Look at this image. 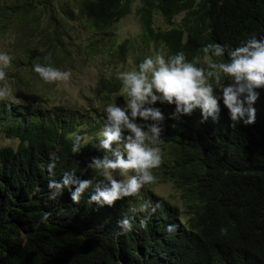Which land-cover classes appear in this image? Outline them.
I'll return each mask as SVG.
<instances>
[{"label": "trees", "instance_id": "16d2710c", "mask_svg": "<svg viewBox=\"0 0 264 264\" xmlns=\"http://www.w3.org/2000/svg\"><path fill=\"white\" fill-rule=\"evenodd\" d=\"M132 12L140 32L111 49L128 70L145 58L141 52L127 60L129 52L141 51L142 43L163 51L166 58L183 52L189 61L196 58L198 66L207 68L209 62H226L228 57L205 54V45L237 47L251 35H264V0H0V37H13L20 46L5 69L6 82H13L16 94L12 100L0 99V132L19 139L26 157L18 166L22 171L29 167L24 178L31 187L39 182L37 191L26 192L19 206L3 195L0 217L12 218L0 222V232L7 234L0 246L8 244L13 252L8 261L0 256V264H163L180 256L187 264H264V88L257 90L250 125L233 124L222 101L215 121L204 120L198 108L171 119L175 106L157 102L165 116L158 145L162 162L152 171L157 180L174 182L182 204L149 191L144 198L158 201L159 209L172 210L182 221L150 254L147 243L136 241L146 237L143 229L151 220L142 224L144 219L135 214L132 230L119 232L116 219L124 210L120 203L109 208L89 204L88 192L78 204L68 191L49 199V180L59 179L64 171L75 168L77 176L93 184L104 179L87 168L92 157L103 155L97 138L103 109L114 101L125 106L128 98L118 74H108L99 78L88 104L67 105L55 99L49 104V83L33 65L73 67L76 55L91 52L79 49L72 36L78 30L71 22L80 24L90 48L96 49L114 23ZM157 18L168 27H160ZM17 111L25 116L15 115ZM73 134L88 138L77 154L71 152ZM53 155L58 157L55 177L46 170ZM38 163L45 168L38 169Z\"/></svg>", "mask_w": 264, "mask_h": 264}, {"label": "clouds", "instance_id": "9594fccd", "mask_svg": "<svg viewBox=\"0 0 264 264\" xmlns=\"http://www.w3.org/2000/svg\"><path fill=\"white\" fill-rule=\"evenodd\" d=\"M202 51L217 58L227 55L228 59L226 62L222 59L209 62L204 68L198 66L196 58L189 61L183 52H177L167 58L164 55L146 56L136 69L118 73L121 91L128 98L126 105L114 101L104 107L103 127L97 132L98 150H102L103 155L92 157L87 164V168L97 170L104 179L93 184L91 179L77 176L75 168L64 171L59 179L49 180V199L54 200L68 191L70 200L78 204L88 192L89 204L109 208L120 203L124 210L116 219L119 232L132 230L135 214L144 219L142 224L151 220L143 229L146 237L136 241L147 243L149 254L155 246L171 238L182 219L170 209H159L158 201L139 198L140 190L157 180L152 170L162 162L158 145L165 116L155 105L157 102L174 105L169 114L171 119L190 115L198 108L204 120L215 121L220 112L218 102L222 101L233 124L250 125L255 121L253 104L259 98L257 90L264 88V35H251L237 47L209 43ZM12 59L9 53L0 51V82L6 81L5 69ZM32 70L47 83L68 81L71 77L70 70L51 64L36 63ZM225 80L230 82L226 84ZM10 94L9 86H0V99ZM5 104L8 105L5 108L10 109L9 104ZM162 107L166 108L163 104ZM15 115L24 114L17 111ZM4 137L7 144L0 146V203L5 195L12 204L19 206L26 192L32 188L37 191L39 182H34L31 187L24 178L29 167L22 171L18 166L20 159L26 157V153L19 150V139ZM71 139V152L77 154L88 138L83 140L79 134H73ZM57 160L58 157L53 155L46 165L51 177H55ZM42 168H45L43 163H38V169ZM44 176L43 173L42 179ZM117 176L123 178L117 179ZM11 218L0 217V222ZM6 237V233L0 232V239ZM12 252L8 244L0 246V256L6 261ZM163 264H187V259L180 256Z\"/></svg>", "mask_w": 264, "mask_h": 264}, {"label": "rangeland", "instance_id": "374dc122", "mask_svg": "<svg viewBox=\"0 0 264 264\" xmlns=\"http://www.w3.org/2000/svg\"><path fill=\"white\" fill-rule=\"evenodd\" d=\"M160 20V18H157L156 23H158L160 27L167 28L168 25L162 21L159 22ZM71 25L75 30H78V33H73L72 36L75 43L79 42V49L82 52H85L87 48L91 54L89 56L76 55L77 62L73 67H59L62 70H70L71 77L68 81L49 83V86L45 89L48 91L51 98L49 104H52V100L55 99L56 101L67 105H86L89 100L94 97L101 76L130 71L128 70L127 64L121 65L120 62L116 61L112 55L111 49L114 48L116 44H119L140 32L138 17L133 12L129 13L114 23L113 28L111 29V34L107 35L108 38L105 37L103 44H100L96 49H91L87 32L82 29L78 22H71ZM148 45H150V43L147 45L143 43L140 44L142 47L141 51L129 52L127 54V60L129 62L133 61V57L141 52H144V57L162 55L161 53H163V51H155L154 46H150L151 49H149L146 47ZM19 48V43L16 42L13 37H11L10 40L6 39V37H0V51H5L14 58ZM7 70L8 68L6 71ZM5 82L6 81H3V83ZM12 83L13 82L11 81L6 82V86L11 88V94L3 99L11 98L12 100L15 98L14 95L16 94V91L14 90ZM6 144L7 139L4 137V134L0 132V146ZM116 178L122 179L123 177L117 176ZM148 191L153 193L155 197L166 198L175 205L182 204L180 200L181 193L177 191L173 181L162 182L155 180L153 183L145 185L140 190L139 198L141 197L143 199L144 194Z\"/></svg>", "mask_w": 264, "mask_h": 264}]
</instances>
